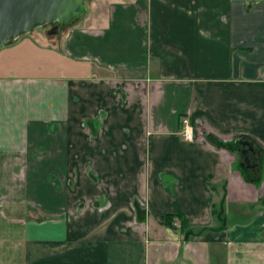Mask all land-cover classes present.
I'll list each match as a JSON object with an SVG mask.
<instances>
[{"label":"crops","instance_id":"obj_1","mask_svg":"<svg viewBox=\"0 0 264 264\" xmlns=\"http://www.w3.org/2000/svg\"><path fill=\"white\" fill-rule=\"evenodd\" d=\"M84 5L0 47L72 59H0V264H264V0Z\"/></svg>","mask_w":264,"mask_h":264},{"label":"water","instance_id":"obj_2","mask_svg":"<svg viewBox=\"0 0 264 264\" xmlns=\"http://www.w3.org/2000/svg\"><path fill=\"white\" fill-rule=\"evenodd\" d=\"M84 9V0H0V47L44 24L59 33Z\"/></svg>","mask_w":264,"mask_h":264},{"label":"rangeland","instance_id":"obj_3","mask_svg":"<svg viewBox=\"0 0 264 264\" xmlns=\"http://www.w3.org/2000/svg\"><path fill=\"white\" fill-rule=\"evenodd\" d=\"M83 13L84 11L82 12V14ZM73 22H71L70 24H72ZM66 26H64L60 31L62 32V30ZM49 27H50L49 24L38 26L36 28H33L28 33V35H31L35 32L37 34L44 36L45 38H48L49 40H57L59 33L48 32L47 29ZM26 46L27 45L23 39L21 45H18L17 47H13L11 49L2 48L0 50V59H2L4 65L3 67L4 69L8 70L9 73L15 75L60 74L64 72L67 73L65 70L62 69V67H63V63L70 64V62H72L71 57L65 56V58L58 59L57 58L58 55H54V54H52V56L46 57L44 55L45 57H41L39 52L42 53L41 51L42 48L38 46L36 48L30 49V48H26Z\"/></svg>","mask_w":264,"mask_h":264},{"label":"trees","instance_id":"obj_4","mask_svg":"<svg viewBox=\"0 0 264 264\" xmlns=\"http://www.w3.org/2000/svg\"><path fill=\"white\" fill-rule=\"evenodd\" d=\"M239 145L237 144L236 145V147H238ZM240 150H241V152H242V154H243V156H244V160H245V163L246 164H249V165H251L250 163H251V160H250V158H252V159H254L255 160V155H256V153L253 151V149L248 145V144H246V143H242L241 145H240ZM249 156H250V158H249ZM255 164V163H254ZM253 165V164H252ZM178 219H179V216H177V215H175ZM173 217H174V214H170V213H163V214H161V218H162V220H163V223H164V225L167 227V228H169V229H171V230H174L175 228H176V226L174 225V223H173ZM180 227H181V223L179 222V228L178 229H180Z\"/></svg>","mask_w":264,"mask_h":264},{"label":"built area","instance_id":"obj_5","mask_svg":"<svg viewBox=\"0 0 264 264\" xmlns=\"http://www.w3.org/2000/svg\"><path fill=\"white\" fill-rule=\"evenodd\" d=\"M178 134L183 141H191L192 139V129L189 124L188 118L185 116L179 117V131Z\"/></svg>","mask_w":264,"mask_h":264},{"label":"flooded vegetation","instance_id":"obj_6","mask_svg":"<svg viewBox=\"0 0 264 264\" xmlns=\"http://www.w3.org/2000/svg\"><path fill=\"white\" fill-rule=\"evenodd\" d=\"M49 25H50V27L47 29L48 32H50L51 30H53L55 24H49Z\"/></svg>","mask_w":264,"mask_h":264},{"label":"bare ground","instance_id":"obj_7","mask_svg":"<svg viewBox=\"0 0 264 264\" xmlns=\"http://www.w3.org/2000/svg\"><path fill=\"white\" fill-rule=\"evenodd\" d=\"M30 31H31V30H30ZM30 31H29V32H30ZM20 36H21V35H20ZM18 37H19V36H18ZM14 40H15V39H14Z\"/></svg>","mask_w":264,"mask_h":264}]
</instances>
